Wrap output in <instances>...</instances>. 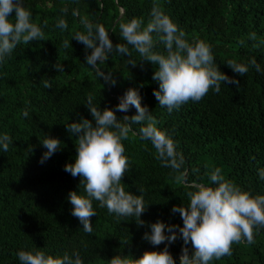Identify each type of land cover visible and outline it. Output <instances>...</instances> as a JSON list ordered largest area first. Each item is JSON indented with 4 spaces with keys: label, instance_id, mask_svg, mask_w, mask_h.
Instances as JSON below:
<instances>
[{
    "label": "trees",
    "instance_id": "trees-1",
    "mask_svg": "<svg viewBox=\"0 0 264 264\" xmlns=\"http://www.w3.org/2000/svg\"><path fill=\"white\" fill-rule=\"evenodd\" d=\"M37 23L47 21L43 40L21 44L0 66V132L13 138L7 152L0 151V264H20L16 253L25 246L45 247L51 253L79 250L84 264H108L123 251L138 258L146 250H162L165 243L153 246L143 239L148 224L163 220L183 225L175 205L188 203L187 192L193 183H208L210 172L220 167L226 178L245 190L264 193V180L257 175L264 168V72L251 68L244 76L235 73L229 60L246 61L255 57L264 68V0H27ZM158 4L184 30L189 41L203 39L213 47L216 64L239 84H222L221 91L209 90L199 102L189 101L169 113L154 95L159 83L153 79L151 62L127 64V57L113 55L101 67L112 71L117 83L112 86L99 79L85 64V46L72 39L81 30L78 16L87 14L110 30L114 44L123 43L119 23L143 17L145 23L153 4ZM69 29L56 28L61 9ZM14 15V13H13ZM115 29L114 31H111ZM255 32L256 39L249 38ZM72 39V41H71ZM71 44L65 48L63 41ZM243 40V43L241 41ZM131 47V46H130ZM162 50L163 45H159ZM139 60V53L132 51ZM63 63L64 71L54 65ZM138 87L142 104L178 142L184 165L174 171L161 165L149 141L135 135L126 140L131 169L123 182L130 191L144 190L149 203L139 225L134 218L118 220L107 208L97 206L91 217L93 232L85 233L79 219L71 214L67 199L79 190L80 177L66 172L65 165L75 160L76 144L66 124L81 117L92 120L85 105L87 94L102 109L115 108L119 97ZM25 108L29 116L22 115ZM132 107L122 117L136 114ZM94 123V121H93ZM45 135L59 137L62 148L41 164L46 149ZM182 239L169 247L176 257L182 255ZM190 247V245H189ZM211 264H264V229L255 235V243H234L232 253Z\"/></svg>",
    "mask_w": 264,
    "mask_h": 264
},
{
    "label": "clouds",
    "instance_id": "clouds-1",
    "mask_svg": "<svg viewBox=\"0 0 264 264\" xmlns=\"http://www.w3.org/2000/svg\"><path fill=\"white\" fill-rule=\"evenodd\" d=\"M61 12L55 27L65 31L69 29L65 18L68 7ZM72 15L78 16L81 26L72 39L85 46V64L95 70L97 77L116 85L113 72L101 67L113 55L127 57V64L133 66L138 61L151 62L155 67L153 79L159 83L154 95L159 106L169 113L189 101L199 102L210 89L219 93L222 84H239L238 79L220 70L209 42L189 41L179 24L158 4H153L146 23L143 17L120 22V37L124 42L118 44L113 43L110 30L103 23L78 10H73ZM46 27L47 21L42 24L35 21L27 0H0V66L19 45L43 40ZM256 35L252 32L249 38L255 40ZM71 41H63L65 48ZM159 45H163L162 50ZM133 50L139 53V60L132 56ZM227 64L240 76L251 68L264 72L255 57L239 62L229 60ZM54 67L58 72L64 71L63 63L57 62ZM95 99L94 94H87L85 105L92 120L81 117L79 121L66 124L67 131L75 137L77 154L74 163H67L64 170L73 177H80L79 190L70 191L67 197L73 206L71 214L79 219L85 233L93 232L91 217L97 214V206L107 208L118 220L134 218L137 224L144 225L146 222L141 216L149 205L144 190L139 188L140 194H136L126 188L122 179L131 169L124 142L130 133L136 134L133 125H140L139 138L151 143L162 166L180 171L185 162L183 153L178 151V142L169 130L159 126L152 111L142 104L138 87L128 88L115 108L102 109L94 103ZM132 107L137 110L136 114L118 118L117 112L127 113ZM29 114V109L25 108L22 115L28 117ZM11 144L12 136L0 132V151L7 152ZM41 144L46 149L41 164L62 148L61 139L51 135H45ZM257 175L264 180V168H258ZM189 187L193 190L187 192L188 203L171 209L173 214H180L183 225L157 220L149 223V231L144 233L143 239L153 246L167 242L162 250H146L138 258L120 251L108 264H177L176 257L169 251L177 239H182L184 244L179 264H211L213 260L230 256L234 243H255V235L264 229V193L245 190L226 178L220 167L210 172L208 183L193 182ZM16 256L20 264H84L79 250L51 253L45 247L25 246Z\"/></svg>",
    "mask_w": 264,
    "mask_h": 264
}]
</instances>
